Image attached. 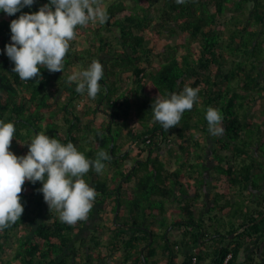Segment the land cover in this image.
Returning a JSON list of instances; mask_svg holds the SVG:
<instances>
[{
	"label": "trees",
	"instance_id": "trees-1",
	"mask_svg": "<svg viewBox=\"0 0 264 264\" xmlns=\"http://www.w3.org/2000/svg\"><path fill=\"white\" fill-rule=\"evenodd\" d=\"M102 2L108 21L77 26L63 73L41 67L39 84L12 71L5 45L11 43V21L50 0H35L13 16L0 11V120L17 130L9 150L25 156L27 143L44 133L73 143L88 159L108 152L104 170L90 169L83 179L97 192L88 219L113 214L108 224L97 221L77 237L88 219L61 222L38 191L42 182L26 181L20 220L0 231V264H264V113L254 109L264 93V41L263 28H253L264 17V0ZM249 2L251 19L242 28L235 24L225 41L226 10ZM180 32L187 33L182 44L167 43L163 51L153 44ZM233 52L239 56L229 68ZM93 60L104 68L95 99L67 83ZM185 85L199 89V103L164 131L153 119L152 93L164 97ZM209 107L223 116L222 136L209 134ZM99 111L106 116L97 118ZM217 174L222 192L205 191ZM166 199L180 212L168 223ZM232 214L242 220L225 223ZM173 228L180 238L169 237Z\"/></svg>",
	"mask_w": 264,
	"mask_h": 264
},
{
	"label": "clouds",
	"instance_id": "clouds-1",
	"mask_svg": "<svg viewBox=\"0 0 264 264\" xmlns=\"http://www.w3.org/2000/svg\"><path fill=\"white\" fill-rule=\"evenodd\" d=\"M34 2L0 0V11L13 16ZM176 3L184 4L186 0H176ZM108 19L102 0H50L37 12L21 14L11 21V43L5 45L6 55L14 64L12 71L22 81H35L36 84L43 79L41 67L50 73H63L64 59L70 42L76 39L77 26L84 27L90 22L104 25ZM103 75V65L93 60L87 69L69 75L67 83H75L77 93L87 92L89 98L95 99L101 90L99 81ZM198 91V88L185 85L179 93L157 95L151 107L154 121L164 131L177 127L185 111L199 103ZM205 119L211 136L224 134L219 109L207 108ZM16 131L13 122L0 120V231L20 220L24 212L20 194L26 181L42 182L38 191L49 209L57 211L61 222L75 225L78 221H86L97 192L83 176L90 169L101 173L104 161L111 159L108 152L101 150L94 160L88 159L73 143L63 144L38 133L27 143V155L18 157L9 150Z\"/></svg>",
	"mask_w": 264,
	"mask_h": 264
},
{
	"label": "rangeland",
	"instance_id": "rangeland-1",
	"mask_svg": "<svg viewBox=\"0 0 264 264\" xmlns=\"http://www.w3.org/2000/svg\"><path fill=\"white\" fill-rule=\"evenodd\" d=\"M146 34H148V32L146 31L145 32ZM187 40V33L186 32H180L179 34H177L176 36H173V37H169V36H164L163 38H161V39H159V40H156L155 42H153V44L155 45V47L158 49V50H160V51H163L164 50V47H165V45L167 44V43H172V44H182V43H184L185 41ZM181 49V51L182 50H184L183 49V47H181L180 48ZM156 62H158V60H155ZM126 76L128 75V74H125ZM153 95L152 96H154V98L157 96V95H159L158 93H156V92H153L152 93ZM160 96V95H159ZM95 103V100H89L88 101V104H90V105H93ZM106 103H104V105H105ZM106 115H105V113L104 112H102V111H99L98 113H97V118H103V117H105ZM94 120V119H93ZM93 120H92V123H93ZM199 134V133H198ZM210 147H211V145H210ZM263 147H264V145H263ZM263 151H264V148L262 149ZM222 152H224V151H222ZM164 153H165V150L162 148V150H161V154H162V157H163V159H165V160H167V158H166V156H164ZM166 154V153H165ZM166 155H168V154H166ZM222 155V154H221ZM170 159H172V158H169V160ZM216 160H219L218 158L216 159ZM173 162L171 163V167H173ZM213 170L211 169V172H212ZM220 177V175H216L215 176V178H210L209 180H208V182H207V187H205V191H212V193H214L215 192V190L216 189H218L219 188V182H218V180H220V179H218ZM208 193V192H207ZM157 204V203H156ZM164 204V208H165V210L163 211V217L165 218V221L168 223V221L169 220H173V218L172 217H174V216H177V215H180V212H179V208L176 206V210L178 211L177 213H176V210L175 209H173L172 207H173V205H174V203H171L169 200H167L166 199V201L163 203ZM206 211V210H205ZM175 212V213H174ZM226 214H227V212H226ZM106 215V216H105ZM104 216H103V214H101V213H98L96 216H94V217H92L91 219H88L87 220V222H86V226H84L83 228H81L80 230H78V236L77 237H81V236H85V235H87L89 232H88V227H90V228H94V226H95V222H97V221H100V222H102V221H104L105 223H109L108 221L110 220V218L112 217V210H108V213L107 214H105ZM160 217H161V215H157V218H159L160 219ZM240 220H242V216H236V215H234V214H232V215H229V216H226V219L224 220V222L225 223H238ZM209 223H210V221H209ZM218 224V222L215 224V225H217ZM157 225V224H156ZM170 231L169 232H167L168 233V235H169V237L171 238V239H178V238H180L181 237V232H179L178 231V229H176V228H173V229H169ZM168 231V230H167ZM96 233H98V231H96ZM99 234H104L105 236L108 234V233H106V232H103L102 233V231H99ZM181 254L179 253V255H178V260H181ZM108 257H107V259L106 260H104V263H106V262H108Z\"/></svg>",
	"mask_w": 264,
	"mask_h": 264
},
{
	"label": "crops",
	"instance_id": "crops-1",
	"mask_svg": "<svg viewBox=\"0 0 264 264\" xmlns=\"http://www.w3.org/2000/svg\"><path fill=\"white\" fill-rule=\"evenodd\" d=\"M252 4H253L252 2H249L247 4V7L245 6V8L242 9V10H235V9L234 10H231V11L226 10V13L224 15L225 16V24H224L225 25V31H224V33L222 35V38H224L225 41L226 40L227 41L230 40V37H231V34H232V29L234 28V25L235 24H240L239 26H240V28H242L243 25L245 23H247V21H246L247 19H245V18L246 17L248 18L249 14H251ZM230 5L232 6V3H230ZM262 13H264V10L262 11ZM232 16H234V17L231 18ZM248 19L250 20L251 18H248ZM260 27L263 28L262 29L263 32L261 33V38L264 41V17H263L261 23L258 26L257 25L254 26L253 28L260 29ZM249 29H250V27H249ZM243 33L246 35L248 33V31L247 30H244ZM241 53H242V51L240 52V54ZM234 55H236V56H234ZM238 56H239V54L234 53V52L231 55L228 54V60H227L226 66L229 67V68H232L233 67V65H232L233 63H232L231 60L232 59H236V57H238ZM263 67H264V62H263ZM262 82L264 83V78H262ZM254 109L256 111H258V113L259 112H263L264 113V111H263L264 110V93H263V97L262 96L259 97V100L256 103ZM217 190H219L220 192H222V186L219 187ZM242 264H244V263H242Z\"/></svg>",
	"mask_w": 264,
	"mask_h": 264
},
{
	"label": "built area",
	"instance_id": "built-area-1",
	"mask_svg": "<svg viewBox=\"0 0 264 264\" xmlns=\"http://www.w3.org/2000/svg\"><path fill=\"white\" fill-rule=\"evenodd\" d=\"M229 256H230V254L228 255V257H229ZM228 257H227V258H228Z\"/></svg>",
	"mask_w": 264,
	"mask_h": 264
},
{
	"label": "water",
	"instance_id": "water-1",
	"mask_svg": "<svg viewBox=\"0 0 264 264\" xmlns=\"http://www.w3.org/2000/svg\"><path fill=\"white\" fill-rule=\"evenodd\" d=\"M117 209H118V206H117Z\"/></svg>",
	"mask_w": 264,
	"mask_h": 264
}]
</instances>
